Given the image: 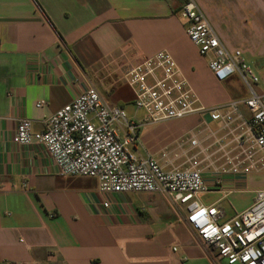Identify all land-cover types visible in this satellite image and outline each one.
I'll return each mask as SVG.
<instances>
[{
  "label": "crops",
  "instance_id": "crops-1",
  "mask_svg": "<svg viewBox=\"0 0 264 264\" xmlns=\"http://www.w3.org/2000/svg\"><path fill=\"white\" fill-rule=\"evenodd\" d=\"M195 2L225 47L241 51L256 71L264 101V0ZM181 4L0 0V264H227L160 194L100 192L94 177L56 175L42 145L12 142L17 119H30L40 131L47 116L89 85L110 105L126 107L133 93L123 73L163 50L201 104L247 97L237 74L214 78L186 34ZM38 101L44 106L36 107ZM192 124L193 118L145 124L131 151L158 158L161 147ZM260 190L264 173H252L198 199L227 221Z\"/></svg>",
  "mask_w": 264,
  "mask_h": 264
},
{
  "label": "built area",
  "instance_id": "built-area-1",
  "mask_svg": "<svg viewBox=\"0 0 264 264\" xmlns=\"http://www.w3.org/2000/svg\"><path fill=\"white\" fill-rule=\"evenodd\" d=\"M181 3L186 34L207 59L214 78L221 82L237 74L247 97L210 107L201 104L173 57L163 50L123 73L133 105L144 112L143 120L110 105L89 85L47 116L40 131L33 130L30 119H17L12 142L42 145L56 175L94 177L100 192L160 194L176 212L184 211L187 227L200 243L214 250L217 259L227 264H264V190L227 221H221L219 208L198 199L200 194L219 190L227 179L264 173V101L256 91L259 76L242 59L241 51L225 47L195 0ZM44 104L38 101L36 107ZM189 118H193L192 126L164 144L158 158L131 151L143 125ZM102 205L109 207L108 202Z\"/></svg>",
  "mask_w": 264,
  "mask_h": 264
},
{
  "label": "rangeland",
  "instance_id": "rangeland-1",
  "mask_svg": "<svg viewBox=\"0 0 264 264\" xmlns=\"http://www.w3.org/2000/svg\"><path fill=\"white\" fill-rule=\"evenodd\" d=\"M124 108H125V111L127 112L128 116H130L129 114L134 112L133 116L136 120H143V118L145 117L144 112L142 110L136 109L135 106L133 105V102L130 103L129 105H126V107H124Z\"/></svg>",
  "mask_w": 264,
  "mask_h": 264
}]
</instances>
